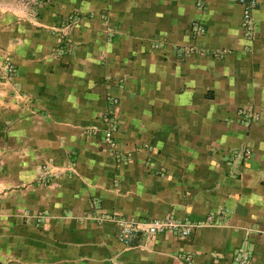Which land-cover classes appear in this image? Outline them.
Here are the masks:
<instances>
[{"label": "crops", "instance_id": "0c3cea01", "mask_svg": "<svg viewBox=\"0 0 264 264\" xmlns=\"http://www.w3.org/2000/svg\"><path fill=\"white\" fill-rule=\"evenodd\" d=\"M49 1L0 40V264H264V0L249 34L237 0Z\"/></svg>", "mask_w": 264, "mask_h": 264}, {"label": "built area", "instance_id": "2783aa9c", "mask_svg": "<svg viewBox=\"0 0 264 264\" xmlns=\"http://www.w3.org/2000/svg\"><path fill=\"white\" fill-rule=\"evenodd\" d=\"M241 7L240 27L245 34H249L253 21L251 14L255 8V0H237ZM4 76L13 75V66L5 64L3 68ZM103 115V121H107V115ZM102 142L107 148L112 147L111 131L106 130L102 135ZM91 219L95 222L110 221L114 224L117 230V240L125 247H129L134 243L149 242L157 235L169 234L178 239L187 238L192 231L201 225L216 226L219 224V217L215 215H207L201 223H194L187 218H177L173 214H169L158 219H143V218H118L109 214H92ZM36 222H39L40 217H34ZM187 261V259H185ZM235 264H247V257L243 251H239L233 258Z\"/></svg>", "mask_w": 264, "mask_h": 264}, {"label": "rangeland", "instance_id": "374dc122", "mask_svg": "<svg viewBox=\"0 0 264 264\" xmlns=\"http://www.w3.org/2000/svg\"><path fill=\"white\" fill-rule=\"evenodd\" d=\"M51 10L52 4L49 0H0V40L5 36V28L10 27L15 29L12 34L15 39L24 38L27 33L22 27H25L28 22L38 24L39 20L46 18L47 14L49 16L53 14ZM62 22L60 20V23ZM4 66L5 63L0 65V72Z\"/></svg>", "mask_w": 264, "mask_h": 264}]
</instances>
